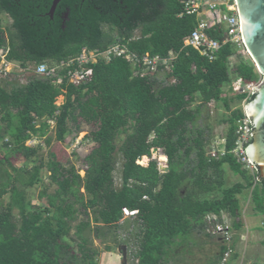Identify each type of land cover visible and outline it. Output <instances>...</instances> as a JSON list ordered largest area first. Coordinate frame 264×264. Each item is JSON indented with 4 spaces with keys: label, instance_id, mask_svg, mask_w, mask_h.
Instances as JSON below:
<instances>
[{
    "label": "trees",
    "instance_id": "16d2710c",
    "mask_svg": "<svg viewBox=\"0 0 264 264\" xmlns=\"http://www.w3.org/2000/svg\"><path fill=\"white\" fill-rule=\"evenodd\" d=\"M52 1L0 0V50L5 60L19 61L24 68L47 61L54 64L76 56L82 47L103 51L115 43L138 57H167L172 52L175 58L164 81L155 78L156 71L135 74L137 65L114 55L109 61L86 64L92 75L78 85L68 81L67 69L52 78L33 74L19 84L0 77V198L8 194L0 210V264H98L92 236L125 244L133 264H180L183 253H190L188 237L205 229V215L237 214L236 194L243 187L257 182L253 200L256 211L264 214V180L257 169L250 174L229 152L236 121L244 115L240 107L231 109L230 102L248 101L253 94L241 91L228 98L223 89L232 85V78L257 84L261 76L253 62L238 54L231 42L223 44L211 61L184 46L197 17L183 12L182 0H60L50 15ZM2 13L11 19L6 28ZM207 33L219 40L223 37L220 25ZM234 55L238 60L231 62ZM59 95H64V102L57 106ZM211 101L228 112L223 120L228 124L227 153L217 159L206 153L204 131L195 129L202 107ZM49 120L55 124L54 139L59 143L71 132L69 123L76 129L78 120L96 125L87 135L96 145L84 156L83 176L74 164L61 162L53 148L46 160L34 163L40 146L26 141L44 136ZM121 134L125 137L117 146ZM44 142L49 147L51 137ZM152 148L166 157L168 171L159 169ZM118 154L120 184L116 186ZM13 156L34 164L18 166L10 159ZM142 156L150 158L147 165L137 163ZM224 163L245 185L222 188ZM42 168L48 171L49 182L38 198L45 202L33 204L26 189L43 183ZM188 179L190 187L182 190ZM216 190L221 197H206ZM124 208L136 212L131 233L119 239L116 231L123 228ZM70 235L76 248L65 241ZM105 249L111 250V244L106 243ZM224 250L222 244L209 264H217Z\"/></svg>",
    "mask_w": 264,
    "mask_h": 264
},
{
    "label": "rangeland",
    "instance_id": "374dc122",
    "mask_svg": "<svg viewBox=\"0 0 264 264\" xmlns=\"http://www.w3.org/2000/svg\"><path fill=\"white\" fill-rule=\"evenodd\" d=\"M11 23V19L4 13L1 14V24L4 28L8 27ZM138 33V32H136ZM237 51L238 54L242 55L244 59H250V57L248 56L247 52L244 50V48L242 46H237ZM3 55V52L0 51V56ZM231 62H236L238 60V56H232L230 57ZM4 69L7 72H10L9 77L13 78L14 80H16V82L19 84L21 82H25L27 81V79L33 75V72L31 71V69L27 68H21L19 65L17 64H9L6 63L5 60H3V62L0 64V69ZM256 69V68H255ZM166 72H170V69L168 68H164L163 70H159L156 71V75L155 78L160 81L161 79L164 81L165 80V73ZM233 80V78H232ZM261 80V78H260ZM259 80V81H260ZM168 82V80L166 81ZM170 82H173V79L170 80ZM58 83V82H57ZM240 85L237 83H234V80L232 82V85H225L224 86V92L225 94L228 96V98H234V96L239 92V87ZM231 88V90H230ZM230 90V91H229ZM64 102V95H59L56 100H55V104L61 105ZM246 102L245 99L238 101L236 99H234L233 101L230 102V106L231 109L236 108V107H240L243 109V105ZM195 103H199V101L195 102ZM194 106V104H193ZM228 116V112L225 110V108L222 106L221 103H217L214 101H211L210 103H208L207 105H205L204 107H202V112H201V116L197 119L196 121V126L195 129H202L204 131V137L206 140V149H210L212 148V146H217L218 144L216 143L217 141H220L221 138L225 137L226 133H227V128H228V124L225 123L223 120L226 119V117ZM70 128L72 129L71 132L66 135L64 141L62 142H57L54 139V122L49 120V128L47 129V132L44 136L37 138V137H32L31 139H29L28 141H26V145L29 146H36L39 145L40 146V150H39V155L38 158L35 160L34 163H37L39 161V159H43L46 160L47 158V153L48 150L53 148L55 149L56 154L58 155V157L61 159V162L65 163L66 161H69V163L74 164V166L76 167V169H78V173L83 176L84 175V168H85V164H84V156L92 149V147H94L96 144L95 142L91 141L89 138H87V135L90 133V131L94 130L96 128L95 124H88L85 123L81 120H78V128L76 129V126L74 123H69ZM51 137V144L50 146H46L44 139L46 137ZM125 137L124 134H121L117 140H116V145L119 146V144L122 142L123 138ZM216 141V142H214ZM2 152V151H1ZM161 156V150L157 149V150H151V157L152 158H156L159 162L160 168L164 167L166 164V160L165 159H160ZM11 160H13L15 162L16 165L18 166H23V165H27V166H32L34 163L31 161L26 162L25 159L21 156L17 157V156H13L10 158ZM150 158L149 157H141L140 163L142 165H146L148 163V160ZM142 161V162H141ZM120 164H121V160H120V155H117V164H116V169L113 173L114 175V183L116 186H119L120 184ZM254 166V165H253ZM253 168V167H252ZM248 170L250 174L255 173V166L253 169ZM209 172H211V169L209 170ZM48 171L45 168L41 169V177L43 179V183L42 184H35L32 187L27 188V197L28 200H30L33 204H37V203H41V202H45V198L39 199V192L42 190L43 185L48 186ZM225 178V184H232L233 182L238 180V176H233L231 174V172L227 171L225 172L224 175ZM191 182L190 180H186L183 186L182 190H185L186 188L190 187ZM55 186L52 185L50 187H48V191L51 192L53 190ZM83 190V189H82ZM217 193V192H215ZM8 201V194L3 195L0 198V210L4 209L6 204ZM250 209L249 206L247 204V213H249ZM13 214L16 216V210H13ZM91 216V215H90ZM223 220L225 219L226 222L229 223V217L226 214L221 215ZM81 217V216H80ZM91 218V217H90ZM131 222H133V218L130 217H126L124 216L121 220V223H123V228L121 227L120 229H118L116 231V236L119 239H124L126 236H128L131 233ZM232 222V221H231ZM261 225L264 224V216L261 220V222H259ZM264 226V225H263ZM73 233V229L71 230V234ZM234 233V232H233ZM237 234L234 233L233 236ZM132 236V235H131ZM130 236V237H131ZM194 236L196 237V234H194ZM202 236V235H201ZM262 238L264 239V234L262 236ZM92 239V247H94L95 249L98 250V264H122V254L121 252L118 250V247L123 245V244H115V242H111L112 239H107V241L105 242H101V240L99 238H95L94 236L91 237ZM118 239V241H119ZM198 239V238H197ZM200 239V240H199ZM198 241H202V239H204L203 237H199ZM237 239V237H236ZM205 240L207 241V243H205V245H200L199 246H193L191 247L192 253L189 254H184L183 255V261L180 264H206L208 258H215L216 256H218L219 254V248L222 245V242L219 240H217L216 237H211L208 238L206 237ZM203 240V241H205ZM234 240V237H233ZM66 242H69L73 248H76V241L75 238L72 237V235L68 236L65 238ZM248 240V244H249ZM234 242V241H233ZM236 242V241H235ZM111 244L112 249L109 251H106L105 249V244ZM260 243V242H259ZM259 243H255L258 244ZM188 245L185 246V248L189 249L187 247ZM256 245H254L255 247ZM260 246V245H259ZM234 248H235V243H234ZM261 251L259 250H255L253 251L254 253H252L253 255L256 256L257 261H255L254 259H249L248 255H246V257H244V260L239 263V264H257L259 262V264H264V250L262 247ZM133 249V248H132ZM236 250V248H235ZM261 258H259L258 256H261ZM127 260L125 264H133L134 261L132 260V258L129 257V251L127 250ZM259 259V260H258ZM172 262H169V264H171ZM236 262H234L235 264Z\"/></svg>",
    "mask_w": 264,
    "mask_h": 264
},
{
    "label": "built area",
    "instance_id": "2783aa9c",
    "mask_svg": "<svg viewBox=\"0 0 264 264\" xmlns=\"http://www.w3.org/2000/svg\"><path fill=\"white\" fill-rule=\"evenodd\" d=\"M182 2L183 12L186 14L195 13L197 17V23L194 29L183 39L184 46L193 47L209 61L216 58L221 46L226 42H231L236 46H242L244 48L235 0H182ZM181 14L182 12L179 13V15ZM216 25H220L223 29V37L221 40L210 37L207 33L209 28ZM113 55L124 57L131 61L133 65H137L140 69L134 73H140L141 75L147 72L151 73L163 70L164 68L170 69L172 60L175 58L172 52L167 57H160L158 55L150 56L148 54L138 57L134 53L129 52L124 45L117 43L103 51L82 47L80 53L76 56L61 59L51 65L44 63L38 64L34 72L38 75L52 78L57 76L60 70L67 69L65 75L68 81L78 85L89 80L92 75L91 66H86V64H93L100 59L109 60ZM0 59H2L1 64L4 60V53ZM6 74L7 71L1 68L0 77H4ZM57 82H60V78H57ZM234 83L240 85L239 92H247L249 95L252 94L253 87L255 86L242 83L240 80H234ZM242 110L244 115L236 121L234 147L229 152L239 159L244 168L250 170L254 166L248 159L245 148L252 140V126L249 117L245 114L244 109ZM206 153L211 158L217 159L227 153V151L225 147L212 146ZM137 162L140 163L139 160ZM135 212V210L123 209V213L126 216L132 215ZM220 218L221 216L219 217L213 213L205 215L206 225L204 230L208 234L218 236L225 246V250L218 264H233L232 257L235 253L233 242L234 233L229 223Z\"/></svg>",
    "mask_w": 264,
    "mask_h": 264
},
{
    "label": "water",
    "instance_id": "95a60500",
    "mask_svg": "<svg viewBox=\"0 0 264 264\" xmlns=\"http://www.w3.org/2000/svg\"><path fill=\"white\" fill-rule=\"evenodd\" d=\"M59 1H52L50 15ZM235 4L243 46L261 76V80L253 87V97L244 103L243 109L252 126V140L245 148L247 157L264 180V0H235ZM160 169L166 172L168 166ZM118 250L123 263H126V246L121 245Z\"/></svg>",
    "mask_w": 264,
    "mask_h": 264
},
{
    "label": "crops",
    "instance_id": "0c3cea01",
    "mask_svg": "<svg viewBox=\"0 0 264 264\" xmlns=\"http://www.w3.org/2000/svg\"><path fill=\"white\" fill-rule=\"evenodd\" d=\"M115 44H117V43H115ZM110 46H108V47H110ZM0 58H1V56H0ZM100 60L109 61L110 59L109 60L100 59ZM1 61H2V59H0V62ZM6 62L9 64H17L20 66L19 61H16V60H10V61H6ZM43 63L48 64V61L43 62ZM32 65L35 66L36 64L27 65L25 69H27L29 67H30L29 69H31V67L34 68V66H32ZM22 68H24V67H22ZM31 71H32V69H31ZM10 75H12V74H9V76ZM11 77L7 76L6 78L12 79ZM233 80H235V79H233ZM27 81H28V79H27ZM27 81H25L24 83H26ZM19 82L23 83L21 81H19ZM214 142H216V141H214ZM216 143L218 144L217 146L224 147L225 146V137L221 138L220 141H217ZM152 149H154V148H152ZM161 155H163V154L161 153ZM142 157H144V156H142ZM165 160H166V157H165ZM165 166H167V165L165 164ZM161 168H163V167H161ZM159 169H160V165H159ZM221 169H222V175H223V181H224V185L222 188L231 187L232 185H234L236 183H241V184L245 185L244 179L239 174L234 173L226 163H224L221 166ZM227 171L231 172V174L233 176L237 175L239 177L238 180L233 182L232 184L226 185L225 184V178L226 177H224V175H225V172H227ZM250 171H252V170H250ZM209 173L211 174V172H209ZM256 184H257V182H254L253 185L250 187H243L242 190L236 194V198L238 201V211H237L236 215L231 216L230 214H228L225 211L221 213V215L226 214L229 217V219L231 218L229 220V225L232 228L233 232L237 234V236L234 235V243H235L236 250H235V253H234L233 258H232L233 264H234V262H236L235 264H239L241 262V260L242 261L244 260V257H246V255H248L249 259H254L255 261H257L256 256L252 254V253H254L253 251H255V250L261 251V248H259V247H262L264 250V239L262 238V236L264 234V226H263L264 224L261 225L259 223V222H261L264 214L258 213L256 211L255 202L253 200V189H254V186ZM215 192H217V193H215ZM221 195H222L221 191L216 190V191H213V192H210L209 194H207L206 197L207 198H212V197L219 198V197H221ZM247 204H248L249 209H250L249 213H247ZM129 217L132 218L133 216H129ZM220 219L223 220L222 216ZM194 234H196V237L194 236ZM199 237L200 238L203 237L204 239H202V241H198ZM206 237H208V238L216 237L217 240H219L218 236L208 234L205 232V230H194L186 241L189 245L190 253H192L191 247H193L195 245L199 246V247H200V245H202V246L205 245V243H207V241H208V240L207 241L205 240ZM236 237H237V239H236ZM203 240H205V241H203ZM248 240H250L249 244H248ZM255 243H259L260 246L258 244H255ZM123 245H125V244H123ZM254 245H256V246L254 247ZM126 250H127V247H126ZM184 254H189V253L186 252ZM183 255L181 257H183ZM258 257L261 258L262 255L258 256ZM211 259H215V258H211ZM211 259L208 258L206 264H209ZM259 263H261V262H259ZM259 263H257V264H259Z\"/></svg>",
    "mask_w": 264,
    "mask_h": 264
},
{
    "label": "clouds",
    "instance_id": "9594fccd",
    "mask_svg": "<svg viewBox=\"0 0 264 264\" xmlns=\"http://www.w3.org/2000/svg\"><path fill=\"white\" fill-rule=\"evenodd\" d=\"M1 52H3L4 53V56H5V52L3 51V50H0ZM4 60H5V57H4ZM5 61H7V60H5ZM58 62V61H57ZM41 63H43V62H41ZM38 64H40V63H37L35 66H34V68L33 67H31V69H32V72L34 73V74H36L35 72H34V70H35V68H36V66L38 65ZM44 64H46V63H44ZM48 65H51V64H48ZM22 68V67H21ZM9 74H10V72H7V74L4 76V77H9ZM36 75H38V74H36ZM38 76H43V75H38ZM52 121V120H51ZM123 215H124V213H123ZM133 215V214H132ZM132 215H128V216H132ZM124 216H126V215H124ZM128 216H126V217H128ZM126 255H127V250H126ZM234 255V254H233ZM233 258V257H232ZM126 260H127V257H126ZM219 262V261H218ZM122 264H125V263H123V261H122ZM218 264V263H217Z\"/></svg>",
    "mask_w": 264,
    "mask_h": 264
},
{
    "label": "bare ground",
    "instance_id": "6f19581e",
    "mask_svg": "<svg viewBox=\"0 0 264 264\" xmlns=\"http://www.w3.org/2000/svg\"><path fill=\"white\" fill-rule=\"evenodd\" d=\"M160 159H163V155L160 156ZM139 162H140V160H139ZM141 162H142V161H141Z\"/></svg>",
    "mask_w": 264,
    "mask_h": 264
}]
</instances>
